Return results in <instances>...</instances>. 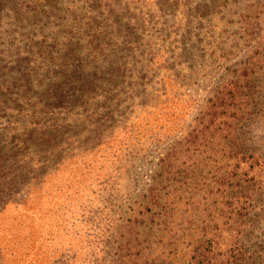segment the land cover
I'll use <instances>...</instances> for the list:
<instances>
[{
  "label": "trees",
  "instance_id": "trees-1",
  "mask_svg": "<svg viewBox=\"0 0 264 264\" xmlns=\"http://www.w3.org/2000/svg\"><path fill=\"white\" fill-rule=\"evenodd\" d=\"M10 1L0 0V14ZM60 1L28 0L21 7L10 3L16 29L37 25L24 36L31 45H37L34 36L42 33L53 12L65 15L52 23L48 42L56 44L59 39L74 54L84 42L76 23L81 16L114 17L109 0H79L69 7L58 6ZM216 2L217 23L227 39L223 63L214 66L222 72L197 116L182 124L170 143L156 121L182 112L188 93L182 90L181 96L172 97L159 93L156 88L164 91L160 76L164 67L147 59L151 50H140L130 24L112 23L101 33L103 39L94 36L107 41V48L95 46L99 51L109 53V48L117 47L124 56L96 71L115 83L121 78L124 87L106 106L110 111L103 123L83 115L88 123L84 141L96 144L76 145L72 151L79 158L102 147L114 168L94 193L95 204L72 213V222L52 235L55 242L50 249L57 257L51 264H242L246 256L240 241L242 226L251 197L264 185V134L261 144L252 140L253 129L264 124V0ZM72 30L75 33L68 39ZM137 56L143 62L132 64ZM94 75L79 67L71 69L69 77L54 71L56 83L44 95L46 107L40 113L67 99L76 80L81 82L76 94L82 96ZM65 127L63 122L45 128L43 146ZM68 148L67 155L72 152ZM150 151L157 153L156 161L140 177L138 165L148 162ZM69 233L78 246L67 251Z\"/></svg>",
  "mask_w": 264,
  "mask_h": 264
},
{
  "label": "rangeland",
  "instance_id": "rangeland-1",
  "mask_svg": "<svg viewBox=\"0 0 264 264\" xmlns=\"http://www.w3.org/2000/svg\"><path fill=\"white\" fill-rule=\"evenodd\" d=\"M12 1V6L21 7L28 0H11L0 14V264H51L57 257L50 249L55 242L52 235L59 226L72 222V213L95 204L94 193H99L114 168L102 147L79 158L72 151L76 145L96 144L84 141L88 123L83 117L103 123L106 111H110L106 106L113 104V95L124 87L121 78L115 83L109 75L96 71L111 60L118 63L124 58L117 47L109 48V53L95 47L107 48L101 33L112 23L130 24L140 50H151L147 59L153 58L168 69L161 70L164 91L156 88L159 93L170 97L181 96L182 90L188 93L182 112L156 121L163 127V136L168 137L166 143L179 135L182 124L197 116L218 82L222 71L214 66L223 63L227 39L222 33L224 27L217 23L216 0H109L114 17L83 15L77 20L84 42L74 54L59 39L56 44L48 42L53 36L52 23L65 14L53 12L54 16L45 19L33 46L24 36L37 25H26L25 31L16 29L9 13ZM78 1L61 0L58 6L69 7ZM228 6L231 8V2ZM74 33L72 30L68 39ZM94 36L102 39L97 41ZM130 62L139 65L143 59L137 56ZM74 67L95 74L90 89L82 96L76 94L81 85L76 80L67 99L41 114L46 107L44 95L48 96L56 83L53 72L60 70L69 77ZM149 79L153 78L149 75ZM63 122L66 127L58 129L60 134H54L43 146V130ZM263 134L264 124L259 123L253 129V142L261 144ZM68 146L72 151L69 155ZM156 156L150 151L148 162L138 165L140 177L155 163ZM249 208L240 240L246 254L242 264H264V185L251 197ZM71 238L69 233L67 251L72 245L78 246Z\"/></svg>",
  "mask_w": 264,
  "mask_h": 264
}]
</instances>
